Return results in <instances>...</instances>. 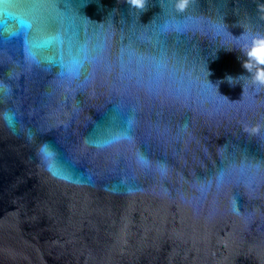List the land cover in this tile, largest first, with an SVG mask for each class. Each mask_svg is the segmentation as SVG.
Returning <instances> with one entry per match:
<instances>
[{
	"label": "water",
	"instance_id": "95a60500",
	"mask_svg": "<svg viewBox=\"0 0 264 264\" xmlns=\"http://www.w3.org/2000/svg\"><path fill=\"white\" fill-rule=\"evenodd\" d=\"M17 2L0 0V264H264V0Z\"/></svg>",
	"mask_w": 264,
	"mask_h": 264
},
{
	"label": "snow or ice",
	"instance_id": "6c2138e0",
	"mask_svg": "<svg viewBox=\"0 0 264 264\" xmlns=\"http://www.w3.org/2000/svg\"><path fill=\"white\" fill-rule=\"evenodd\" d=\"M14 6L22 7L28 11H34L37 8H39L41 5L37 2V0H18V2ZM20 23L23 24V21L21 20ZM40 26L42 28H46L48 25L45 20H41ZM12 35H16V33H12ZM109 127L110 128L119 127L121 132H127L129 135L131 134L130 121L127 119V117L124 114L119 112L112 115L109 118ZM107 142L111 143L112 141L109 140ZM96 143L99 144L98 141ZM47 147L48 145L45 144V148ZM45 155L46 157L48 155L55 156V168H53L52 166L49 167V171H51L53 175H57L65 179H71L73 177L74 174L71 172L69 167L66 164L60 162L58 151L54 150L53 153L51 154L45 153Z\"/></svg>",
	"mask_w": 264,
	"mask_h": 264
},
{
	"label": "clouds",
	"instance_id": "9594fccd",
	"mask_svg": "<svg viewBox=\"0 0 264 264\" xmlns=\"http://www.w3.org/2000/svg\"><path fill=\"white\" fill-rule=\"evenodd\" d=\"M134 6L142 7L143 0H132ZM250 55L254 58L252 64L249 66V72L252 73V76L256 83L264 85V68L257 67L258 65H264V39H261L259 42V46H253L250 50ZM255 68V71L253 69ZM210 75V73H209ZM228 81L234 79L233 77H227ZM10 127L13 126L14 122L11 116H6Z\"/></svg>",
	"mask_w": 264,
	"mask_h": 264
}]
</instances>
